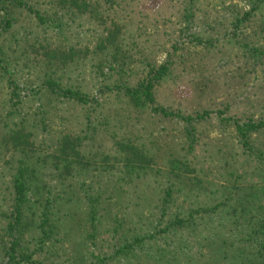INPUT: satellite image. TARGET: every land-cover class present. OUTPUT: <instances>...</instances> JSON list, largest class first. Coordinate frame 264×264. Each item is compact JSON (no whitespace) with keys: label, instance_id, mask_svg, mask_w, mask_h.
Here are the masks:
<instances>
[{"label":"rangeland","instance_id":"1","mask_svg":"<svg viewBox=\"0 0 264 264\" xmlns=\"http://www.w3.org/2000/svg\"><path fill=\"white\" fill-rule=\"evenodd\" d=\"M19 1L0 0V264H264V130L248 151L235 131L264 121V0ZM64 137L84 159L69 173ZM117 143L150 167L126 172Z\"/></svg>","mask_w":264,"mask_h":264},{"label":"trees","instance_id":"2","mask_svg":"<svg viewBox=\"0 0 264 264\" xmlns=\"http://www.w3.org/2000/svg\"><path fill=\"white\" fill-rule=\"evenodd\" d=\"M12 3H15L17 7L21 6V2L19 0H10ZM3 2H9V0H3ZM57 4L63 8L68 7L72 10H80L83 12L88 11L90 5H86L84 0H58ZM36 18L40 22H44V19L40 17L39 13L32 12ZM7 24V23H6ZM53 57L66 58L71 59L74 56V52L72 53H63L59 50H54ZM48 55V54H47ZM49 56V55H48ZM168 72V68L166 66H161L153 75L151 79H147V81L139 88L136 89H126L125 94L130 99L131 103L134 106H138L141 104V101H145L147 103H152V91H153V82L159 81L163 76H165ZM51 90L54 89L52 83H47ZM57 88V87H56ZM59 90V94L62 98L69 100H76L79 103H82L83 100L81 96L73 92L71 90ZM163 112V111H162ZM166 115V113L163 112ZM187 124L190 122L189 118L182 119ZM260 130H264V121L253 123L249 121L247 123L235 125V131L240 140L241 145L245 150H250L249 148V138L252 133L258 132ZM188 135H191L190 132H187ZM16 141V145L20 148L19 144L26 145L29 142V135H25L18 131L12 135V139ZM80 146V141L71 139L69 137L62 138L58 144L57 149L54 156L53 168L55 170H61L65 173H69L71 169L75 167L83 166L84 159L81 156L80 151L78 150ZM118 148V162L121 164V168L126 172H137L143 171L150 167L151 161L145 156L141 151H139L136 147L129 145L127 143H117ZM26 168L20 167L17 170V173L13 179V191H14V209H13V222L18 223L20 221L22 215L23 205L26 202ZM264 192V190H263ZM173 224H177L182 226V221H174ZM12 227V226H11ZM262 250L264 252V246H262ZM264 254V253H263Z\"/></svg>","mask_w":264,"mask_h":264}]
</instances>
